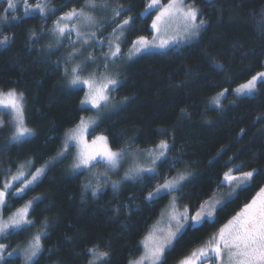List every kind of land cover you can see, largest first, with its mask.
<instances>
[{
	"label": "trees",
	"instance_id": "trees-1",
	"mask_svg": "<svg viewBox=\"0 0 264 264\" xmlns=\"http://www.w3.org/2000/svg\"><path fill=\"white\" fill-rule=\"evenodd\" d=\"M107 1L122 9L99 34L105 38L116 23L132 18L125 30L122 50L138 37L152 35L151 24L160 6L145 11L148 0ZM35 4L37 0H29ZM86 0H49L54 13L47 17L17 13L22 19L0 24V91L23 93L24 119L33 135L27 142L11 140L8 119L0 127V187L20 164L31 161L28 174L56 155L64 133L75 126L85 111L82 87H71L62 57L69 49H53L43 41L52 22ZM199 10L205 21L198 36L180 46L142 53L125 63L112 94L119 105L104 112L90 136L102 134L114 151L146 150L163 139L170 145V171L161 169L158 178L124 180L120 169L108 172L102 164L73 172L69 158L50 165L43 176L19 195H9L5 215L27 201L33 225L23 233L2 240L15 246L46 229L43 253L38 264H87L89 248L109 253L108 264H128L140 252V239L168 202L169 195L151 202L145 197L165 177L191 174V182L175 192L177 204L192 214L216 193L226 190L223 177L230 169L236 176L257 170L258 174L218 207L215 220L203 226L186 227L165 254L166 264H175L191 250L204 244L264 186V84L258 82L251 95L237 96L234 89L264 71V0H184ZM7 1L0 0V14ZM35 33V35H33ZM224 89L219 106L214 98ZM90 109V108H89ZM107 172V182L103 173ZM95 174V175H93ZM99 177L97 195L92 187ZM11 192H14V189ZM43 227V228H42ZM21 264V258H8Z\"/></svg>",
	"mask_w": 264,
	"mask_h": 264
},
{
	"label": "snow or ice",
	"instance_id": "snow-or-ice-1",
	"mask_svg": "<svg viewBox=\"0 0 264 264\" xmlns=\"http://www.w3.org/2000/svg\"><path fill=\"white\" fill-rule=\"evenodd\" d=\"M20 4H23L24 15H34L38 13L41 17H47L49 13H54L56 10L49 7V0H37L35 4L29 0H7L8 10H18ZM160 0H151L145 11H150L159 6ZM106 6V5H105ZM97 4L95 0H86V3L80 10L72 9L64 15L58 17L52 29L53 34L57 37L58 42H62L63 38H70L71 33H75L79 41L87 44L89 40L96 36V32L92 31L85 34L84 29L88 26L96 24L94 17L85 11V9H95ZM122 15L120 7L113 9V19ZM13 20L22 19V17H12ZM179 20L182 26V32L185 38H194L198 36L199 30L205 24L203 19L199 18V10L194 6L184 5V0H169L167 5L160 6V11L153 19L151 28L155 33L167 30L169 23L174 20ZM72 21H79L71 23ZM132 18L124 19L122 22L116 23L113 28L115 35L114 41H109L110 51L107 57L114 58L120 54V41L123 38L124 30L131 27ZM8 23V16L0 14V24ZM35 35V33H33ZM9 41L8 36L0 38V45H6ZM73 45L77 43L72 41ZM170 43L164 39L158 45L150 44L145 37H138L133 41L135 52L146 50L149 47L156 46L165 48ZM88 61H94L91 55L86 58ZM106 66V65H105ZM84 71L82 65L77 64L70 69H65V75L68 76L69 85L77 87L84 85L87 87L84 98L81 100L82 105H90L91 108H85V111L97 110L106 107L110 100V92L117 85L118 81L111 76L104 74L97 77L96 73H91L87 78L81 76ZM264 84V72H258L252 76L246 83L241 84L234 89L237 95L251 93L256 90L257 84ZM228 89L220 92L213 103L219 106L221 97L225 96ZM24 97L23 93H17L15 90H10L7 93L0 92V111L9 110L6 114H11V125L14 129L11 140L13 142H27V138L33 135L32 129L27 127L24 119ZM3 121L0 120V127H3ZM96 119H85L81 117L79 124L75 129L71 130L66 137L60 157L75 147L77 149L76 158L72 165L73 172L79 170H87L91 172L97 164H102L108 172L115 171L119 168L127 155L126 148H121L118 151H113L109 146L108 138L99 135L92 139L89 143L85 139L86 134H90V129L94 130L98 126ZM170 145L166 140H161L153 149L147 153L138 152L136 155H146L148 166H143L140 163H134V166L129 168L125 173L124 179L143 178L147 175L149 179L158 178L162 175L161 169L167 168L169 171L178 163L176 160L169 161L168 152ZM44 174V169L38 168L35 173L31 174V179L25 176L23 170H20L16 175L11 176L10 180H6L0 187V207L7 206V198L9 195H19L24 192L30 185L39 180ZM257 170L241 172L240 175H232V170L224 174L223 182L228 185H234L233 191L236 189H245L250 186L249 182L257 175ZM264 174V173H259ZM95 175V174H93ZM104 183L107 182L108 173L105 172ZM191 174L180 173L174 178L165 177L161 183L150 192L147 193L145 199L149 202L161 199L173 192L180 191L185 183L191 182ZM16 181H22V187L16 188L15 192H11ZM99 177H96V183L90 180L85 187H92V194L97 195L100 186ZM115 188L118 181H111ZM231 195V193H229ZM38 199V198H34ZM177 198L172 197L170 211L168 213L169 227L167 230L158 229L152 233L144 242V252L134 264H166L165 254L174 246V242L182 234V230L186 227L203 226L204 223H212L221 204L220 200H210L203 202L199 209L192 214L189 207H185L182 211L177 210ZM32 201L27 205L18 209L7 219L3 218L0 213V241L7 240L12 236L23 233L27 228L34 223L29 219ZM47 236L46 229L37 233L29 241L24 248H16L11 252L7 249L9 244L0 242V264H13L11 257H21L23 264H38V257L43 253L42 240ZM87 253L91 257L88 264H108L109 253L100 251L98 248H89ZM205 261H215L217 264H264V187H261L252 200L245 204L244 207L236 213L231 219L218 229V232L202 247L192 251L188 256L179 262V264H205Z\"/></svg>",
	"mask_w": 264,
	"mask_h": 264
},
{
	"label": "rangeland",
	"instance_id": "rangeland-1",
	"mask_svg": "<svg viewBox=\"0 0 264 264\" xmlns=\"http://www.w3.org/2000/svg\"><path fill=\"white\" fill-rule=\"evenodd\" d=\"M150 2H151V0H148V4ZM95 3L97 4V7L95 9H87V8L85 9V11L89 12V14H91L94 17L95 21H96V24L95 25L88 26V27H86L84 29L85 34H88V33L92 32V31H95L96 32V36L93 37L91 40H89L87 44H84L82 41H79L78 38L76 37L75 33H71L70 34V38L65 37V38H63L62 42H58L57 37L52 32V29L54 27L55 21L58 18L55 19L52 22V24L50 25L49 29L46 31V33H44L43 41H46V43H48L49 46H51V48H53L55 50L56 49H59L60 47L66 49V50L69 49V51L66 54H64V56L62 57V60L64 61V72H65V69L66 68L70 69L72 66L77 65V64H80L84 68V71L81 73V76L84 77V78H87L89 76V74H91V73H96V75H97L98 78L100 76L104 75V74H107V75L111 76L112 78L116 79L119 82L120 75H121V72H122V69H123L125 63L129 62L130 60H132L136 56H138V55H140L142 53H146V52H157V51H162V50H165V49L170 48V47H173V46H180V45H183L185 43H188V42H190V41H192L193 39L196 38V37L190 38V39L189 38H185V35L186 34H184L182 32L181 22L177 19V20L171 21L169 23V26H168L167 30L161 31V33H159V34L155 33L154 30L151 28V30H152L151 37L145 38L150 44H153V45H158L162 40L167 39V40L170 41V43L167 45V47H165V48H159V47H156V46H152V47H149L146 50H141L139 52H135V50H134V44L132 42V44L125 51H123L122 48H123V43H124V40H125V30H126L125 29L124 30L123 38L120 41V48H121L120 54L117 57H114V58H110L109 59L107 57V54L110 51L109 41L110 40H113L114 41L115 35H118L119 33H115L114 34L113 33V30H112L109 34L106 35L105 38L101 37L99 34L113 20V9H116L117 6L116 5H112L111 3L107 2V1H101V2L95 1ZM18 9L21 10L20 11L21 14H24L23 4H20L19 7H18ZM80 9H77V10H80ZM159 11H160V9H158V11L156 12V15H157V13ZM18 12L19 11L16 12V10L15 11L8 10L7 12H5V14L8 16V20H9L10 18L12 19L13 16H16L17 17V13ZM64 14H62V15H64ZM156 15L154 16V19H155ZM71 23H77V24H79V21L69 22V24H71ZM202 27H201V29H202ZM200 30H199V32H200ZM74 40L77 41V43L75 45H73V43H72V41H74ZM136 40H134V41H136ZM0 46H2V45H0ZM90 55L92 57H94V61H88L86 59ZM262 72H264V71H262ZM66 78H67V81H68V84H69L68 76H66ZM77 87H82L84 89V95H83V98H84L85 93L87 91V87L84 86V85H80V86H77ZM0 92L7 93L8 91H0ZM252 93L253 92L246 93V94H243V95H251ZM243 95H237V96H243ZM118 105H119V103H118V101H116V99H114V95L112 94V91H111L110 92V100H109V102H108V104H107L106 107H102L101 109H99L98 112H97V110H92L93 112L91 114H89L87 116H83V117L85 119L92 118V119H96L97 121H99L100 117L102 116V114L104 112H107L109 110H112L115 107H117ZM82 106L83 107H87V108H91L90 105H82ZM8 112H9V110H2V111H0V118L3 119L4 117H6L8 119V121L11 122L12 116H11V114H6ZM79 122H80V120H79ZM79 122L75 126H73L72 128L68 129L64 133V135L62 137L61 147L58 150V152L56 153V155H54L53 157H51L46 163H44L42 166L39 167V168L44 169V173H45V171L48 169V167L50 165H52V164H54V163L62 160L65 157H68L69 158L68 167H69V169L71 171H73L72 170V165H73V163L75 161L76 153H77V149L75 147H72V149L70 151H68L65 154V156L60 157L59 159H57V157L59 156V153L63 149L64 142L66 140L67 134L71 130L75 129L76 126L79 124ZM13 131H14V129L12 127V134H11V136L13 135ZM90 131H91V129H90ZM99 135H102V134H98V135H95V136H90V134H86L85 135V139L89 143H91L92 139H94L96 136H99ZM153 148L154 147L149 148V149H146V150H128V149H126L127 150V155H126L125 159L123 160V162L120 164V166L118 168V169H120L118 171V173L121 172V176L118 175V177H117V179H118L117 181L119 182L118 184L122 183L124 180H129V179H124V176H125V173L128 171V169L134 166V163H140V164H142L145 167L148 166V164H147V156L146 155L137 156L136 154L138 152H142V153H145L146 154L148 150L153 149ZM30 166H31V161L23 162L22 164H20V166L18 167V169L13 174H11V175H9V176H7L5 178V181L6 180H10L11 179V176L16 175L20 170H23L24 173H25V176L28 179H31V174L32 173H35L36 170L33 171L32 173L28 174V171L30 169ZM117 170H115V171H117ZM115 171H113V172H115ZM232 175H234V174L232 173ZM42 176L43 175H41L40 178ZM175 176H177V175H175ZM175 176H173L172 178H174ZM169 179H171V178H169ZM112 181H114V180H112ZM13 183H14V187L16 185H18L16 188L22 187V181H16V182H13ZM224 184L226 185V188H227L226 190H222L219 193H216L213 197H211L210 199H208L206 201H210V200H220L221 201V204L218 205V207H219L225 201H227L228 199H230L231 197H233L236 194V192L238 191V189H236V191H233L234 185H231L230 186L227 183H224ZM14 187H12V188H14ZM16 188L14 189V192L16 191ZM229 193H231V195H229ZM173 196L176 197L175 192L169 194V198H168L169 200H168L167 204L160 211V213L158 214V216L148 226L147 231L145 232V234L143 235V237L140 239V243H139V245H140V252H139V254L136 255V256H134L132 259H130L129 262H128V264H134V262L142 256V254H143V252L145 250L144 249V242L146 241V239L148 237H150L152 235V233L154 231H156L158 229H164V230H167L168 229V227H169L168 213L170 211V204L172 202V197ZM35 200L36 199L33 198L30 201H32V204H33V202ZM28 202L29 201H27L24 205H22L18 209H20V208L24 207L25 205H27ZM183 209L184 208L179 207L178 204H177V210L182 211ZM17 210H15L14 212H12L11 214L5 215L4 212H3V207H0V213L3 214V218H5V219H7V217H9L13 213H15ZM44 230L45 229L36 231L35 235L37 233H39V232L44 231ZM215 234H213L212 237ZM211 238H209V240ZM29 241L26 242V243H21V244L15 246L13 249H16V248H24V247H26L28 245ZM207 242H205L204 244H202V245L196 247L195 249L191 250L190 252H188L186 255H184L175 264H179V262L181 260H183L186 256H188L192 251H194L196 249H199L200 247L204 246ZM13 249H11L9 252H11ZM21 264H23L22 258H21ZM205 264H217V262H215V261H205Z\"/></svg>",
	"mask_w": 264,
	"mask_h": 264
}]
</instances>
